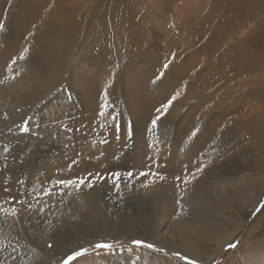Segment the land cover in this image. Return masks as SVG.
Instances as JSON below:
<instances>
[{
  "label": "rangeland",
  "instance_id": "obj_1",
  "mask_svg": "<svg viewBox=\"0 0 264 264\" xmlns=\"http://www.w3.org/2000/svg\"><path fill=\"white\" fill-rule=\"evenodd\" d=\"M38 1L42 2L41 0H0V85H4L8 81L4 77L5 69L10 76L15 69L18 71V76L16 75L18 78L16 76L11 78L25 95L18 99L20 101L22 99L23 103L20 102L21 106L17 109L9 107L8 112L3 111L0 121L8 124L11 112H22L23 120H19L16 124L19 127V132L26 134L24 133L26 129L32 130L34 127L47 123L51 118L58 120V115H48L51 105L65 123L60 127L61 132L68 133L69 128L66 125L70 123L71 116L78 129V138L74 145L78 147L85 144L88 151H92V146L100 150H107L110 161L112 160V166L108 171L111 176L113 173L121 174L115 184L113 183L114 177H112L111 184L114 189L116 187L115 190L117 187L123 189L125 186L127 189L120 192L114 191L112 193L114 200L111 201L113 203L119 201L129 206L142 201V198L131 189L133 178L129 177L127 173L136 171L140 167L139 160L143 154L149 156L148 161L152 157L160 156L157 158V165L161 166L162 174H158V178L165 184L169 179L175 184L174 187L168 188L169 196L187 188L181 179H177V177H181L180 173L188 175L183 178L185 181L194 177L200 181V184L192 186L193 193L187 198L177 195L171 199L166 204V214L161 213L153 216L154 206H150L146 210L144 222L140 221L134 213H128L121 219L116 215L113 216L112 220L120 225L121 231L119 232L123 235L118 239L112 235L96 236L97 242H92L91 245H89L90 243L85 244L86 246L83 247L88 248V252L77 257L70 264H190L192 260L197 261V264H264V209L256 211L260 202L264 201V132L262 131V135H258L255 131L256 128L253 127V120L249 121L254 117L248 116L249 110L245 109L242 103L238 106L232 103L236 94L239 93L234 90L237 78L223 83L219 88H206L205 86L207 81L211 82L208 78L214 76L215 73L218 75L222 67L219 58L221 53L225 54L241 40H245L248 44L246 55L255 53L257 56H264V9L256 11L248 20L246 12L249 11V8L243 5L237 6L235 13L239 12L242 18L240 15L230 14V27L241 22L243 24L236 26L242 31L240 33L238 31L233 38L228 37L226 46H216L215 44L214 48V42L221 39L217 29L221 23L225 27L227 19L222 18V5L225 1L233 5L234 0H84L81 4H79L80 0H71V4L68 3L69 0H65L62 2L63 7L74 5V8L77 6L82 8L83 6L87 12L84 13L89 16L80 22L81 33L75 38H71L72 51L68 54L67 62L62 68L64 75L62 85L42 93L32 87V82L35 81L34 73L25 76L23 67L15 62L13 54L8 56L7 62L9 63L1 65L4 46L7 47L15 41L21 42L24 39H29L26 34L30 33L36 25L35 22L33 24L27 22L29 19L25 18L28 13L27 15L32 20L34 16L32 13L38 12L39 9L41 10L37 16H42L44 9L40 5L37 7L34 5ZM197 8L204 9V20L206 16L207 21L205 20L206 22L197 25L200 27L195 28V31L197 30L201 36L198 35L194 38V45L201 48L208 42V47H210L208 52L187 48L189 31L193 30L191 35L194 33V26L187 20L193 10ZM117 9L119 11L114 12ZM113 12L116 15L114 18L111 16ZM75 21L79 24L77 17ZM29 26L32 27V30L29 29ZM96 27L108 30L109 42L107 46L99 37L90 33ZM122 28H132V33L140 32L142 29L145 31L144 34L140 33L137 37L144 36L142 37L144 39H137L135 41L137 43L120 44L119 41H116L118 39L112 37V32H110L111 35L108 32ZM59 31H66L70 35L74 33L72 28L67 25L61 26ZM173 34L177 35L178 40L176 51H174L176 55L173 53L170 57H164L168 51L167 38ZM186 34L188 36H185ZM226 35L225 32L223 37ZM89 38L92 40L91 42H87ZM225 47L227 48L225 49ZM106 57H108L107 61ZM99 60L102 61L98 63ZM91 62L92 66H88ZM165 64L168 65L167 68L164 67ZM5 65L7 66L5 67ZM104 73L109 75L107 83L97 90L94 87L103 79ZM199 73L200 75H198ZM89 75L95 77L94 79L90 78L88 82L81 77ZM23 76L26 77L24 80ZM17 79L19 80L17 81ZM244 88H247V85H242L239 91ZM35 91L41 94H35ZM46 94L45 99H42L41 95ZM254 95L257 100H264V91L254 93ZM31 96L33 102L30 103ZM173 96L175 99L165 112L160 106L167 104ZM231 97L234 98L231 99ZM70 98L72 100H69ZM73 102L75 105L69 110V103ZM262 106L264 107V104ZM101 109L103 110L99 112L98 110ZM157 109H163L161 110L163 115L157 112ZM261 111L262 117H264V109ZM14 114L16 115V112ZM157 116H160V119L153 126L152 121ZM196 116L197 118H195ZM48 131L53 132L50 129ZM67 137L73 139L69 133ZM119 138H124L123 144L126 146L121 153H116V143ZM151 148H154V151ZM175 151L186 160H201L200 162L205 164L209 161L210 163L208 162L207 165L212 171L198 176L194 175L193 171L190 172L191 169L186 164L180 168L177 163H174V170L169 167L168 163H166L168 166L163 165V161L169 162L175 157ZM79 153L80 150L77 155ZM56 155H58V151ZM81 161L85 172L94 169L90 155L83 156ZM77 171L82 172L83 169ZM179 171L181 172L179 173ZM59 173L63 178L66 177L65 172ZM140 223L147 227L146 231H150V225H154L157 233L151 237L137 235L136 224ZM234 223H238L240 226L236 229ZM69 224L74 225V222L70 220ZM232 232L234 233L232 234ZM229 236L231 237L229 240H224L226 243L223 242L224 244L219 245L218 238L225 237L227 239ZM138 239L152 243L156 247L149 249L132 243L133 240ZM65 242L69 244L68 241ZM100 242L110 243L112 248H95V245ZM233 242H238L237 246L229 248L228 244ZM50 243L53 244V242ZM246 247L253 253L252 258ZM49 248L51 250L47 251L44 260L42 255L36 260L35 256H30L26 258V263H13L14 259H9L5 264H40L41 262L62 264L67 255L73 252L63 254L62 251H58L60 248L57 245H52ZM80 248L75 247L74 250ZM157 249H163V251ZM175 253L180 255H174ZM183 257L189 259L185 260ZM249 258L251 259L248 260Z\"/></svg>",
  "mask_w": 264,
  "mask_h": 264
},
{
  "label": "bare ground",
  "instance_id": "obj_2",
  "mask_svg": "<svg viewBox=\"0 0 264 264\" xmlns=\"http://www.w3.org/2000/svg\"><path fill=\"white\" fill-rule=\"evenodd\" d=\"M41 1L42 2L38 1L37 3H34V5H36V7H37V5H40L41 8L44 9L42 16H39V17L37 16V14L40 13L41 9H39L38 12H35V11H34V13L31 12L32 14H34V16L32 17V20H30L31 17H29L27 15L28 13L26 14L25 19H29L27 22H29L31 24H33L35 22L34 24L36 25L33 27V30H32V27L29 26V29L32 30L30 33L26 34L27 36H29V39H24L21 42L15 41V42L11 43L10 45H8L7 47L4 46V49L2 50L3 61L1 62L2 63L1 65L3 66L4 63H9V62H7V60H9L8 56H9V54H13V56L16 60L15 62H17V64L19 66L23 67L24 72L26 73L25 76H27L30 73H34L33 76H35V81L32 82V87L34 89H36V91L40 90L42 93H45V92H48L49 90H51L53 88L56 89L62 85V81L64 80V75L62 74V72H63L62 68H63L65 62H67L68 54L71 53V51H72V43H71L72 39L71 38H75L78 34L81 33L82 27H81L80 22L82 19L88 17L89 15L84 13L86 11L84 10L83 6H82V8L79 6H77V8H74V5L66 6V8L63 7L62 2L65 0H56V1L55 0H41ZM83 1L84 0H80L79 4H81ZM173 1H175V0H173ZM68 3L71 4V0H69ZM73 3L76 4V2H73ZM43 4H44V7H43ZM239 5H243L244 7L247 6L249 8V11L246 12V19L250 20V18L253 16V14L256 11L264 9V0H234L233 5H231V3H229L228 1H225V3H223V5H222L223 13L221 12L222 18L223 19L227 18L225 20V27L223 26L222 23L220 24L219 29H217V32L219 33V36L221 39L219 41H216L214 39L216 41V43L214 42L213 47L215 44H216V46L217 45L226 46L227 42H228V40H227L228 37L233 38L238 33V31H239V33L242 31L240 29H237V26H236L238 24H243L241 22L235 24L233 27H230V19H231L230 14L235 15V16L240 15L239 12H238V14L235 13L236 7ZM19 6H20V4H19ZM206 8L207 7L205 6V9ZM119 9H117L114 12H118ZM203 11H204V9H198L197 8L196 10H193V13H191L190 17H188L187 21L191 25L194 26L193 27L194 33L191 35V31H193V30H190V31L187 30L190 32L189 33V39H188L189 42L187 41L189 43L187 45V48H196V50L198 49V51L201 49V50H206L208 52L209 48H210V47H208V42L205 41L206 44L201 48L197 47V45L196 46L194 45V43H195L194 38L197 37L198 35H200L197 30L195 31V28L200 27L197 25L202 24V22H204L205 20L207 21L206 16H205V20H204L205 14H203ZM114 12L111 15L112 18L116 17ZM189 12H190V9H189ZM240 16L242 18V15H240ZM76 17L79 21V24L75 21ZM207 18H209V17H207ZM132 22H133V20H132ZM208 23H207V25H208ZM244 24H245V22H244ZM63 25L70 26L74 32L73 35H70L66 31L60 32L59 28ZM138 25H140V24H138ZM136 27H138V26H136ZM160 28H162V27H160ZM186 28H189V27H186ZM191 28H192V26H191ZM131 29L130 28L113 29V30H110L108 33H109V35H111L110 32H112V37L118 39L116 41H119L120 44H123V45H125L128 42L137 43V42H135V41H137V39L141 40L142 37H144V36L137 37V35L140 33H141V35H143L145 32L144 30L142 31V29H141L140 32L135 31L134 33H132ZM249 29H251V28H249ZM181 30H182V27H181ZM107 31H108L107 29H102V28L96 27L90 33L93 36L99 37L102 40V42H104V44H106V46H107V44L109 42V36L107 34ZM213 32H214V30H213ZM225 32L227 33V35L225 37H223ZM23 35H25V34H23ZM185 36H188V35L186 34ZM246 36H248V35H246ZM216 37H217V35H216ZM253 37H255V36H253ZM184 38L186 39V37H184ZM164 39L166 40V38H164ZM252 40H253V38H252ZM91 41L92 40L90 38L87 40V42H91ZM235 42L237 43V41H235ZM177 44H178L177 35L173 34V35L169 36L167 38L168 51H167V53L164 54V57H170L174 53V51H176L175 48H176ZM181 44H182V42H181ZM247 45L248 44L246 43L245 40L244 41L241 40L235 46L231 47L225 54L222 51L223 53H221V55L219 57L221 60L220 64L222 65V67H221L218 75H217V73H215L214 76L213 75H212V77L209 76L210 78H208V79H210L211 82L207 81V84H205V86H206V88L207 87L219 88L223 83L230 81L231 79L233 80V79L237 78L236 87L234 88V90L236 92H239V93L236 94L235 98L233 97L234 100L232 101V103H234L235 106H238L240 103H242L243 106L245 107V109L249 110L248 116L254 117V118L249 119V121L253 120L252 121L254 124L253 127H254V129L256 128L255 131L258 133V135H262V131L264 132V117H262V111L261 110L264 109V107L262 106V104H264V100H262V99L257 100L254 93L264 91V56L260 57V56H257L255 53H253V54L250 53V54L246 55V49H247L246 47H248ZM261 46H263V45H261ZM207 47H208V50H207ZM2 48H3V46H2ZM133 48H134V45H133ZM142 48H140V49H142ZM226 48L227 47H225V49ZM210 50L212 51V48ZM123 53H124V51H123ZM94 54H96V53H94ZM198 54H199V52H198ZM179 55H181V54H179ZM89 56H88V58H89ZM161 57H163V56H161ZM197 57H199V56L197 55ZM219 58H217V59H219ZM105 60L107 61L108 57H106ZM169 60L171 61V59H169ZM101 61L102 60H99L98 63H100ZM141 63H143V62H141ZM218 63H216V64H218ZM7 65H5V67ZM88 66H92V62L89 63ZM186 67H187V65H186ZM17 72L18 71H16L14 69L12 72L13 73L12 76H16ZM198 75H200V73ZM12 76H10V74H8L6 69H5L4 77L8 81L4 85H2V84L0 85V119L2 118L3 111L8 112L10 110L9 107L12 109H17V107L21 106V105H19V103L22 101V99H21V101L18 99H20L21 97L23 98V96H25L20 91V88H18L16 82H13L14 79L11 78ZM81 77L83 78V80L88 82L90 78L93 77V79H94L95 76L89 75L88 77H85V76H81ZM25 78L23 76L22 79L24 80ZM108 78H109V75L107 73H104L103 79H101L95 85L94 88H96L97 90L101 89V87H103L107 83ZM195 78H197V77H195ZM18 80L19 79H17V81ZM23 80H21V81H23ZM31 80H33V79H31ZM209 83H210V85H209ZM242 85H247V88H244L241 91H239V88ZM76 90H78V89H76ZM204 90H206V89H204ZM74 92H76V91H74ZM87 93L89 94V90ZM35 94H41V93L36 92ZM46 96H47V94L41 95V98L45 99ZM233 98L231 97V99H233ZM69 100H72V98H70ZM207 101H208V99H207ZM242 101H244V102H242ZM29 102L30 103L33 102L32 96L30 97ZM21 103H23V102H21ZM73 105H75L74 102L69 103V110L71 109V107ZM23 106H25V105H23ZM160 107H162V106H160ZM172 109H174V108H172ZM102 110L103 109L98 110V111L100 112ZM161 110H163V109H161ZM15 112H16V115L14 114ZM239 112H241V111H239ZM54 114L58 115L57 116L58 120L51 118L47 123H44V124L39 125L37 127H34L32 130L26 129L24 132L26 134H21L19 132V127L16 124L19 120H21V121L23 120L22 112H17V111L11 112V117L8 118L9 119L8 124L0 121V124L2 123V125L0 126L1 127V130H0V207L8 210L6 213L0 212V264H3V263L5 264L9 259H14L13 263H16V262L26 263L27 262L26 258H28L30 256H35V260H36L38 257H40L42 255V259L44 260L46 258L45 254H47V251L51 250L49 248V245H51V246L57 245L60 248V250H58V251H62L63 254H65V253L68 254L72 251H75L74 250L75 247L80 248V247L86 246L85 244L90 243L89 245H91L92 242H94V243L97 242L98 238L96 236H99V235H102V236L112 235V236H116V239H118L123 234H120L121 232H119V231H121L120 225L117 224V222H114L112 220L113 216L116 215L119 219H121V218H124L125 216H127L128 213H134L140 221L144 222L146 210L150 206H154V210L152 212L153 216L156 214L160 215L161 213L164 214L166 204L168 202H170L171 199L175 198L177 195L178 196L180 195L181 197L187 198L191 193H193L192 192V190H193L192 186L194 184H198L200 182L197 180L196 177L190 178L187 181L183 180V178L188 177V175L187 174H181L180 173L181 171H179V173H180L179 175L181 176L180 179H181L182 183L187 188H186V190H180L179 189L180 191H177V192H175L169 196L168 195V188L170 186L174 187L175 184L170 179L168 180L167 184H165L162 182V180H160L158 178V174H160L162 172L161 166L157 165V161H158L157 158L160 156L152 157L148 161L149 156H147L146 154H143L139 160L140 167H138V169H136V171L131 172L132 178H133V184L131 185L132 186L131 189L138 196H140L142 198V201L140 203L132 204L129 206H126L125 204H123L122 202H119V201H117V203H113V202H111L114 200V196L112 193L114 191H116V192L123 191V190L127 189V187L125 186L123 189L117 187V190H115L116 187L114 189L113 185L111 184L112 183L111 182L112 176L108 170L112 166V164H111L112 160L110 161V157L108 155L107 150H100V149H97V147L94 148L92 146V151H88L86 149L85 144H81L78 147L75 146L74 142H76L75 140L78 138V129H77L76 123L73 121L72 117L70 116V118H71L70 123L67 124L66 126L69 128L68 133L73 138V139H71L70 137H67L68 133L61 132L62 130H60L61 129L60 127L65 125V123L62 120L61 116L58 114L57 110L53 106L50 105L48 115L51 116ZM195 118H197V116ZM46 119H48V118H46ZM88 122H90V121H88ZM84 126H85V124H84ZM159 127H160V125H159ZM163 127H164V125H163ZM259 127H261V128L259 129ZM49 129L52 130L54 133L51 131H48ZM113 130H115V129H113ZM113 130H111V131H113ZM260 132H261V134H260ZM164 134H166V133H164ZM183 136H185V135H183ZM118 140L119 141L116 143L117 148L115 149V152L121 153L126 145L124 146V144H123L124 138H119ZM184 141H186V140H184ZM188 141L191 142L192 144H194L193 141H191L189 139H188ZM126 142L128 144V141H126ZM173 144H175V142ZM66 146H68V147L66 148ZM159 147H160V145H159ZM166 147H164V148H166ZM167 148L169 149V147H167ZM173 148H175V147H173ZM151 149L153 150L154 148H151ZM211 149H213V148H211ZM79 150H80V153L77 155V152ZM165 150H163V151H165ZM57 151H58V155H56ZM149 153H151V152H149ZM85 155L91 156L92 165L94 167V169H92L91 171H88V172H85V167L83 166V162L81 161L83 156H85ZM161 155H162V153H161ZM135 156H137V155H135ZM170 156H172V155H170ZM175 158H177V160H175ZM74 161H75V163H74ZM133 161H134V159H133ZM200 161H198V160H186V158L183 159L182 155L176 152L175 157L173 159H171L169 162H166V160L163 161V163H164L163 165L168 166L166 164V163H168L169 167H172V169L174 170V166H173L174 163H177V165H179L180 168H182L186 164L191 169L190 172L193 171V174L198 175V176H200L201 174L203 176V174H205V173H210V171H212V169H210V166L207 165L210 162L208 161L209 163L207 162V164H205V163L200 162ZM154 162H155V167H154ZM81 169H83L82 172L77 171V170H81ZM61 171L66 173L65 178H63L61 173H59ZM141 173H147V175H141ZM164 173H165V171H164ZM79 177L84 178L85 184L79 186L78 188L77 187H68V186H59V185L54 184V182L58 179H76ZM98 177H103V178L98 179ZM170 177H172V176H170ZM89 181H91V183L93 184L92 187H88ZM33 182H34V184H33ZM61 187H63V191H61ZM48 190H51L52 194L50 196L46 194V192ZM251 198H253V197L251 196ZM21 201L23 203H21ZM13 207L15 209H17L16 215L11 214ZM159 208H161V210H159ZM176 213L178 214V212H176ZM70 220H72V222H74V225L69 224ZM136 225H137V235L141 234V236L151 237L154 235V233H157L156 227L154 225H150V231H146L147 227L144 226L143 223H140L139 225L136 224ZM234 225H235L234 227L236 229L238 226H240L238 223H234ZM236 229H235V231H236ZM233 233L234 232H232V234ZM225 237L224 238H218L219 242H220L219 245L226 243V242H224V240L227 241V240H229V238H231L230 236L227 239ZM65 241H68L69 244H67ZM50 242H53V244ZM246 248H247V250H249L248 247H246ZM249 252L251 253V250H249ZM252 255H253V253H251V258H252ZM263 256H264V254H263ZM251 258H249L248 260H250ZM40 264H50V263L41 262Z\"/></svg>",
  "mask_w": 264,
  "mask_h": 264
},
{
  "label": "snow or ice",
  "instance_id": "obj_3",
  "mask_svg": "<svg viewBox=\"0 0 264 264\" xmlns=\"http://www.w3.org/2000/svg\"><path fill=\"white\" fill-rule=\"evenodd\" d=\"M165 68L168 67L167 64H165L164 66ZM175 99V96H173L168 102L167 104H164L162 105V108L164 109V111L166 112L168 107L172 104L173 100ZM157 112H160L161 115H163V112H161V109H157ZM160 119V116H157L155 119H153L152 121V124L153 126L156 125V122L157 120ZM75 163V161H74ZM91 175V174H90ZM127 175L129 177L132 176V173L129 172L127 173ZM141 175H147V173H141ZM120 176L121 174L120 173H113L112 174V177H114L113 179V183L115 184L116 181H118L120 179ZM103 177H98V179H102ZM162 178V177H161ZM177 179H180L179 177H177ZM55 185H59V186H68V187H79L83 184H85V180L84 178L82 177H79V178H76V179H58L54 182ZM93 184L91 183V181L88 182V187H92ZM61 191H63V187H61ZM47 195H51V190H48L46 192ZM21 203H23L21 201ZM262 209H264V201H261L259 206L256 208V211L259 212L261 211ZM8 210L7 209H4L2 207H0V212H7ZM17 213V209H15L14 207L12 208V212L11 214L12 215H16ZM132 243L136 244V245H142V246H145L149 249H152V248H155L156 246L152 243H147L145 240H133ZM237 243L238 242H233V243H229L228 244V247L229 248H235L237 246ZM49 247H51V245H49ZM95 248L97 249H111L112 248V245L110 243H107V242H100V243H97L95 245ZM158 251H163V249H157ZM88 252V248H80L79 250H76V251H73L71 254L67 255V257L63 260L62 264H70V262L74 261L77 257H80L82 256L83 254L87 253ZM174 255H177L179 256L180 254L179 253H175ZM183 259L185 260H188L189 258L188 257H183ZM190 264H197V261L195 260H192L190 261Z\"/></svg>",
  "mask_w": 264,
  "mask_h": 264
}]
</instances>
